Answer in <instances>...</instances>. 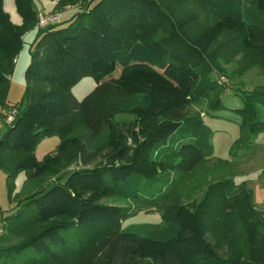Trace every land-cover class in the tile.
Wrapping results in <instances>:
<instances>
[{
  "label": "trees",
  "instance_id": "trees-1",
  "mask_svg": "<svg viewBox=\"0 0 264 264\" xmlns=\"http://www.w3.org/2000/svg\"><path fill=\"white\" fill-rule=\"evenodd\" d=\"M171 1L66 0V6L81 3L85 10L66 28L39 27L26 91L11 107L15 59L39 13L33 0H16L23 18L16 25L0 0V105L7 107L4 119L18 112L0 139V149L19 158L9 179L20 171L28 172L27 183L57 178L29 196L26 188L17 212L2 220L0 264H264V224L251 241L247 262L224 258L205 240L199 213L187 203L205 183L196 175L212 153L202 116L189 114L191 100L202 96L198 99H208L210 107L221 105L218 66L209 57L223 38L229 40L226 35L247 53L235 73L240 77L260 67L264 74V0H235L240 4L234 8L241 10L216 9L215 20L196 34L190 30L199 16L170 12ZM207 3L227 8L222 1ZM85 75L97 87L78 100L72 89ZM138 96L146 104L130 107ZM248 98L241 143L249 146L248 138L264 127L254 114L264 105V88ZM123 113L133 121H117ZM52 136L59 138L56 152L39 161L36 147ZM237 175L230 171L225 177ZM246 190L241 199L249 203L252 194ZM113 198L139 209L106 203ZM141 211L160 213L161 222L123 227ZM74 224L98 230L78 244L77 256L66 255L69 239L62 236ZM30 249L42 257L24 260Z\"/></svg>",
  "mask_w": 264,
  "mask_h": 264
},
{
  "label": "rangeland",
  "instance_id": "rangeland-1",
  "mask_svg": "<svg viewBox=\"0 0 264 264\" xmlns=\"http://www.w3.org/2000/svg\"><path fill=\"white\" fill-rule=\"evenodd\" d=\"M208 1L172 0L170 8L167 9L178 16L197 14L200 19L190 30L192 34H196L204 23L215 20L214 10L242 9L234 8L240 4L235 2V0H211V2H225L222 6L227 8H208ZM66 3V0H33L34 8L38 9V5L43 10L38 13L61 14L64 21L59 24L58 29L68 27L75 20H78V14L82 13L66 11V8H68ZM83 5L85 6V4ZM229 6H232V8H228ZM246 8L255 7L248 6L246 3ZM4 9L9 13L14 24L18 25V23H21L19 22L21 15L18 12L16 0H4ZM44 9L48 12H45ZM55 9H59L61 12H54ZM244 10L246 11L245 8ZM30 32L28 31L23 37L24 44L21 50L23 58L19 64L18 76L21 75L23 69L27 71L29 58H31L37 43L38 31L33 34H30ZM231 36L226 35V38L230 40ZM229 40L223 38L218 43L219 45L214 47L209 57L218 66V69L215 70V79L223 92L220 99L221 105L217 108L210 107L211 103L208 99H198L202 96L193 97L191 100L189 114L190 116H202V121L209 137L208 150H212V153L209 156L210 162L208 166L200 168L196 175V178L205 183L200 190L191 196L187 203L192 210H196L199 213L204 238L215 247L220 256L247 262L251 252L250 244L252 239L259 237L263 232L261 225L264 224V127L248 138L251 142L248 146L241 143V124L244 122L243 113L247 111L250 105L248 97L254 91L264 88V74L260 67H252L251 70L239 77L235 72L241 70L240 61L243 60L244 55L247 53L241 51L237 41ZM120 73L121 67L117 69L114 77H118ZM222 76L226 77L228 82L220 85L218 81ZM96 87L97 82L91 76L85 75L73 87L72 93L78 100H83ZM25 91L26 78L23 87L16 83L15 87L9 89L8 105L12 107L17 105V103L19 104ZM145 104L146 98L143 96L134 97L129 101L130 107ZM3 107L7 108L0 105L2 109L0 112V126L4 127V130H0V139L7 126L4 121V113H7V110ZM254 114L258 121L264 124L263 104L256 106ZM133 119L134 116L130 113H123L116 117V120L120 122L133 121ZM58 144L59 138L57 136L42 140L36 147L35 156L39 161H42L45 157L56 152ZM16 155L13 152L0 149V234L5 232L2 220L12 217L17 212L24 200L26 188V196H29L33 191L37 190L39 185L49 182L53 183L57 179L50 176L39 182V185L35 181L27 183V171H20L14 178L9 179L14 165L18 164L19 161ZM218 160L230 163L229 167L221 168V166H218ZM75 163H71L69 168H73ZM230 171L238 175L234 179L225 177ZM11 180L12 184L10 183ZM244 188L247 189L244 194H247L248 191L252 194L249 203L241 199ZM106 203L128 208L133 212L139 209L132 201L118 198L108 199ZM160 222V213L153 212L149 214L146 211H141L136 217L130 218L123 223V227H128L132 224H159ZM96 231H98L96 228H79L75 224L64 229L62 236L69 239L68 248L65 250L66 255L77 256L80 250L78 244L83 246L92 240ZM18 240L14 239L13 242L16 243ZM82 249L84 248L82 247ZM25 255L22 256L24 260L39 259L43 254L36 253L33 249H30L26 251ZM46 263L47 261L43 262V264Z\"/></svg>",
  "mask_w": 264,
  "mask_h": 264
},
{
  "label": "crops",
  "instance_id": "crops-1",
  "mask_svg": "<svg viewBox=\"0 0 264 264\" xmlns=\"http://www.w3.org/2000/svg\"><path fill=\"white\" fill-rule=\"evenodd\" d=\"M37 8L38 9L35 8L37 12L42 10L40 7H38V5H37ZM84 10H85V6L83 4L77 5V6H68V8H66V11H75V12H78V13L79 12H83ZM58 11H60V10L59 9H55L54 10V12H58ZM45 12H48V11L45 10ZM61 18H62V22H63L64 21L63 17L61 16ZM65 20H67V19H65ZM19 22H21L20 24L23 23V18L21 16H20ZM66 22H69V21H66ZM20 24L18 23V25H20ZM39 29L40 28L37 25V27L34 30H32L30 32V34L36 33L37 31H39ZM24 40H25V38H24ZM22 58H23V55H22V52H20L19 56L15 59L14 75L12 74V76L10 77V79H11V88L15 87L16 83H18L20 85V87L24 86L26 70L23 69L21 75L18 76L19 75L18 68H19L20 62L22 61ZM30 61H31V58H29V64H30ZM8 98H9V96H8ZM11 104H13V103H11ZM0 127H1L0 130H4V127H2V126H0ZM5 129H6V127H5Z\"/></svg>",
  "mask_w": 264,
  "mask_h": 264
},
{
  "label": "built area",
  "instance_id": "built-area-1",
  "mask_svg": "<svg viewBox=\"0 0 264 264\" xmlns=\"http://www.w3.org/2000/svg\"><path fill=\"white\" fill-rule=\"evenodd\" d=\"M62 23V18H61V14L60 13H51V14H47V13H39L38 14V26L42 29L47 28L51 25H58ZM228 81H226V77L222 76L218 83L220 85H223L224 83H226ZM2 111V109L0 108V112ZM17 110L14 109L12 110L8 116L4 119V121L9 125L12 124L16 118L17 115Z\"/></svg>",
  "mask_w": 264,
  "mask_h": 264
}]
</instances>
